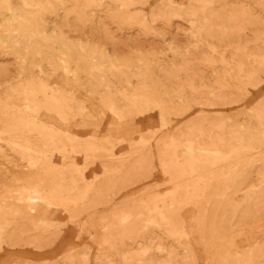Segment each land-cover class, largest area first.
Wrapping results in <instances>:
<instances>
[{
    "label": "rangeland",
    "instance_id": "rangeland-1",
    "mask_svg": "<svg viewBox=\"0 0 264 264\" xmlns=\"http://www.w3.org/2000/svg\"><path fill=\"white\" fill-rule=\"evenodd\" d=\"M0 264H264V0H0Z\"/></svg>",
    "mask_w": 264,
    "mask_h": 264
},
{
    "label": "bare ground",
    "instance_id": "bare-ground-1",
    "mask_svg": "<svg viewBox=\"0 0 264 264\" xmlns=\"http://www.w3.org/2000/svg\"><path fill=\"white\" fill-rule=\"evenodd\" d=\"M23 2V1H22ZM224 33V32H223ZM28 107V106H27ZM188 144V143H187ZM187 146V145H186ZM191 155V154H190ZM195 161V160H194ZM198 162V161H197ZM185 169V168H184ZM167 172V171H166ZM166 175H167V173H166ZM35 189H36V187H35ZM55 189V188H54ZM169 209V208H168Z\"/></svg>",
    "mask_w": 264,
    "mask_h": 264
}]
</instances>
